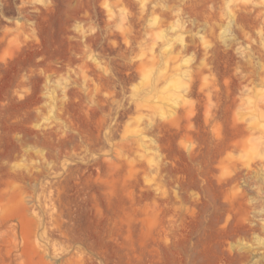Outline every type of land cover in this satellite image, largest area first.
I'll list each match as a JSON object with an SVG mask.
<instances>
[{
  "label": "rangeland",
  "instance_id": "374dc122",
  "mask_svg": "<svg viewBox=\"0 0 264 264\" xmlns=\"http://www.w3.org/2000/svg\"><path fill=\"white\" fill-rule=\"evenodd\" d=\"M0 264H264V0H0Z\"/></svg>",
  "mask_w": 264,
  "mask_h": 264
}]
</instances>
